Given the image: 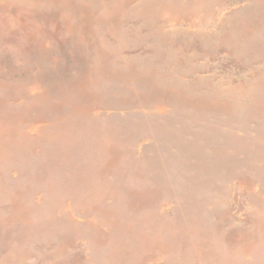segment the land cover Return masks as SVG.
Returning <instances> with one entry per match:
<instances>
[{
	"label": "rangeland",
	"instance_id": "rangeland-1",
	"mask_svg": "<svg viewBox=\"0 0 264 264\" xmlns=\"http://www.w3.org/2000/svg\"><path fill=\"white\" fill-rule=\"evenodd\" d=\"M0 264H264V0H0Z\"/></svg>",
	"mask_w": 264,
	"mask_h": 264
},
{
	"label": "bare ground",
	"instance_id": "bare-ground-1",
	"mask_svg": "<svg viewBox=\"0 0 264 264\" xmlns=\"http://www.w3.org/2000/svg\"><path fill=\"white\" fill-rule=\"evenodd\" d=\"M225 10H226V9H225ZM225 10H224V11H225ZM227 10H228V9H227ZM227 10H226V11H227ZM233 10H234V8H233ZM228 12H229V11H228ZM220 13H221V11H220ZM226 14H227V13H226ZM222 16H223V15H222ZM226 17H227V16H226ZM242 71H243V70H242ZM123 73H124V72H123ZM123 73H122V74H123ZM118 74H121V71H119ZM126 74H127V75H125V76H126L127 78L130 77V74H128V72H127ZM142 76H144V78H147V80L150 79V76H149V75H142ZM151 87H153V86H151ZM82 142H83V141H82ZM69 144H70V143H69ZM65 147H66V146H65ZM78 151H79V150H78ZM65 155H66V154H65ZM80 156H81V159L84 160V159L88 156V154H87L86 152H83V153L81 152V155H80ZM75 159H76V158H75ZM68 160H69V158H68ZM70 161H71V160H70ZM70 161H69V162H70ZM74 161H75V160H74ZM77 162H78V161H77ZM70 164H71V163H70ZM73 166H74V165H73Z\"/></svg>",
	"mask_w": 264,
	"mask_h": 264
}]
</instances>
